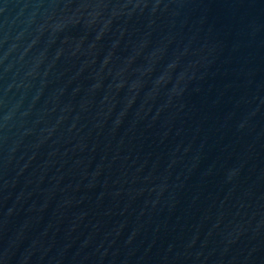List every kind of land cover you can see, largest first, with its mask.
Segmentation results:
<instances>
[{
	"label": "water",
	"instance_id": "1",
	"mask_svg": "<svg viewBox=\"0 0 264 264\" xmlns=\"http://www.w3.org/2000/svg\"><path fill=\"white\" fill-rule=\"evenodd\" d=\"M0 264H264V0H0Z\"/></svg>",
	"mask_w": 264,
	"mask_h": 264
}]
</instances>
